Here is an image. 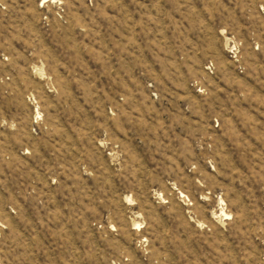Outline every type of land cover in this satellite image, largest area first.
I'll return each instance as SVG.
<instances>
[{
  "label": "rangeland",
  "instance_id": "rangeland-1",
  "mask_svg": "<svg viewBox=\"0 0 264 264\" xmlns=\"http://www.w3.org/2000/svg\"><path fill=\"white\" fill-rule=\"evenodd\" d=\"M0 264H264V0H0Z\"/></svg>",
  "mask_w": 264,
  "mask_h": 264
},
{
  "label": "bare ground",
  "instance_id": "bare-ground-1",
  "mask_svg": "<svg viewBox=\"0 0 264 264\" xmlns=\"http://www.w3.org/2000/svg\"><path fill=\"white\" fill-rule=\"evenodd\" d=\"M46 1H48V0H46ZM224 216H227V215L224 214Z\"/></svg>",
  "mask_w": 264,
  "mask_h": 264
}]
</instances>
